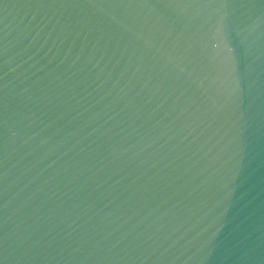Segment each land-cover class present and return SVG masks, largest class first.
Returning a JSON list of instances; mask_svg holds the SVG:
<instances>
[{
	"label": "water",
	"instance_id": "water-1",
	"mask_svg": "<svg viewBox=\"0 0 264 264\" xmlns=\"http://www.w3.org/2000/svg\"><path fill=\"white\" fill-rule=\"evenodd\" d=\"M0 264H264V0H0Z\"/></svg>",
	"mask_w": 264,
	"mask_h": 264
}]
</instances>
